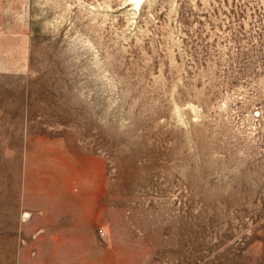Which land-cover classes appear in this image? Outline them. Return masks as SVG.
Wrapping results in <instances>:
<instances>
[{"label":"rangeland","instance_id":"obj_1","mask_svg":"<svg viewBox=\"0 0 264 264\" xmlns=\"http://www.w3.org/2000/svg\"><path fill=\"white\" fill-rule=\"evenodd\" d=\"M0 264H264V0H0Z\"/></svg>","mask_w":264,"mask_h":264},{"label":"bare ground","instance_id":"obj_2","mask_svg":"<svg viewBox=\"0 0 264 264\" xmlns=\"http://www.w3.org/2000/svg\"><path fill=\"white\" fill-rule=\"evenodd\" d=\"M30 216L29 213L25 214L24 218H28Z\"/></svg>","mask_w":264,"mask_h":264}]
</instances>
